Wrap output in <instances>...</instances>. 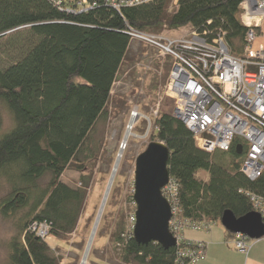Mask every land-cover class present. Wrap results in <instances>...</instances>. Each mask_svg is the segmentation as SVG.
<instances>
[{
    "label": "trees",
    "instance_id": "1",
    "mask_svg": "<svg viewBox=\"0 0 264 264\" xmlns=\"http://www.w3.org/2000/svg\"><path fill=\"white\" fill-rule=\"evenodd\" d=\"M173 1L117 11L106 0L88 2V10L72 0H0V38L20 28H29L37 38L23 57L0 68V104L12 119V127L0 135V182L8 187L0 214H22L8 244L7 264H61L47 240L70 239L85 210L100 153L90 133L108 113L113 83L128 61L127 28L158 34L188 26L210 40L221 35L231 56L245 57V0ZM250 29L259 35L258 28ZM153 128V140L169 151L167 168L176 186L180 223L211 227L225 211L237 218L253 212L249 194L264 197V174L250 181L240 171L237 141L227 151L205 152L171 112L158 113ZM66 171L79 174L75 185L61 180ZM201 172L205 180L199 179ZM33 223L48 226L45 238L29 230ZM225 233L226 239L233 238ZM109 241L121 264L178 262L177 247L137 244L131 224Z\"/></svg>",
    "mask_w": 264,
    "mask_h": 264
},
{
    "label": "built area",
    "instance_id": "2",
    "mask_svg": "<svg viewBox=\"0 0 264 264\" xmlns=\"http://www.w3.org/2000/svg\"><path fill=\"white\" fill-rule=\"evenodd\" d=\"M150 1L153 0H106V4L119 11L123 6ZM76 4L82 10L91 8L86 1ZM241 9V20L249 28L243 58L229 54L221 35L210 40L205 33L192 29L177 39L133 28H127L126 34L130 42L136 40L155 51L160 61L169 60L166 92L174 103L172 115L190 130L196 146L212 153L227 151L237 141L242 150L240 171L248 180L255 181L264 174V49L255 46L256 35L250 28L264 20V0H245ZM161 192L171 208L168 226L176 240L177 264H199L205 259L204 245L186 241L182 233L185 228L210 227L180 223L173 181L169 179ZM249 197L253 212L260 215L264 224V197ZM134 223L133 215L132 230ZM29 230L40 238L48 234V226L42 223L31 224ZM248 240L245 235L234 234V249L247 253Z\"/></svg>",
    "mask_w": 264,
    "mask_h": 264
},
{
    "label": "rangeland",
    "instance_id": "3",
    "mask_svg": "<svg viewBox=\"0 0 264 264\" xmlns=\"http://www.w3.org/2000/svg\"><path fill=\"white\" fill-rule=\"evenodd\" d=\"M189 30L161 31L165 37L179 38L187 35ZM37 38L29 28H20L0 38V68L5 69L14 64L36 43ZM128 61L120 67L111 90L112 104L108 113L103 115L94 125L90 138L94 145L100 146V153L95 162L94 176L89 191L85 210L80 222L70 237L65 241L48 239L49 245L62 258L61 264H82V258L89 242L91 230L101 206L108 182L116 164L119 153L122 157L111 184L109 196L98 223L96 232L86 255V264H121L116 261L111 251L109 237L121 227L127 231L130 219L136 207L133 201L135 160L147 145L156 142L152 138L155 117L160 112H173L174 103L167 95V79L170 69L169 60L160 61L155 51L145 44L132 40L130 42ZM168 61V62H167ZM167 70V72H166ZM140 117L132 126V135L122 148L127 127L132 113ZM12 127V119L8 111L0 104V135ZM79 174L66 171L61 180L68 185H75ZM206 173H199V179L205 180ZM46 179L42 180V184ZM0 200L8 192L7 185L0 182ZM22 214L3 217L0 214V264H7L9 256L8 244L17 233V225ZM213 231L225 232L220 223L212 226ZM206 231L185 228L182 236L186 241L201 243L188 239L199 238ZM248 246L261 248L264 238L249 239ZM233 252V241L227 243ZM236 254V253H234ZM237 255L232 256L236 263Z\"/></svg>",
    "mask_w": 264,
    "mask_h": 264
},
{
    "label": "water",
    "instance_id": "4",
    "mask_svg": "<svg viewBox=\"0 0 264 264\" xmlns=\"http://www.w3.org/2000/svg\"><path fill=\"white\" fill-rule=\"evenodd\" d=\"M72 1L90 2L94 0ZM134 113H136V111ZM124 142L125 140H123V143ZM241 151V146H236V153L238 155L241 154ZM168 159L169 151L164 144L159 142L149 143L145 150L140 153L135 160L133 186V201L136 210L134 213L135 223L132 230V237L139 245H147L153 242L159 244L165 250L174 247L176 244V240L170 233L168 226L171 219V208L161 192L162 188L165 187L169 181V172L167 168ZM111 180L112 175L108 182L107 189ZM98 214L93 224L82 262L87 254L91 239L96 232ZM220 224L224 227L226 232L232 235L242 234L252 240L264 238V224L260 215L256 212H250L237 218L232 212L225 211L221 216Z\"/></svg>",
    "mask_w": 264,
    "mask_h": 264
},
{
    "label": "crops",
    "instance_id": "5",
    "mask_svg": "<svg viewBox=\"0 0 264 264\" xmlns=\"http://www.w3.org/2000/svg\"><path fill=\"white\" fill-rule=\"evenodd\" d=\"M256 28L259 29V35L256 36L254 44L256 47L261 46L264 49V20L259 22ZM183 29L190 30L191 28L186 26L174 31L177 32ZM211 228L212 226L204 229L209 232L199 238L188 239L205 244V259L201 264H264V246L261 248L250 246L247 253L233 252L234 250L230 249L227 244L232 239H226L225 232L213 231ZM234 255H237L236 263L232 258Z\"/></svg>",
    "mask_w": 264,
    "mask_h": 264
},
{
    "label": "bare ground",
    "instance_id": "6",
    "mask_svg": "<svg viewBox=\"0 0 264 264\" xmlns=\"http://www.w3.org/2000/svg\"><path fill=\"white\" fill-rule=\"evenodd\" d=\"M139 117H140V115H139L138 113H132V115H131V121H130L131 123H130V125H128V127H127V131H126V134H125V137H124L125 142H124L123 145H122V148H123V149L125 148V145H126V143H127V140H128L129 137H131V135H132V126H133V124L135 123V121H136ZM121 157H122V151H121V153H119L118 159H117L116 164H115V166H114L113 173H112V180H111V182H110V185H109L108 189L106 190V193L104 194V198H103V201H102V205H101V208H100V212H99V214H98V223H99V221H100V218H101V216H102V213H103L104 207H105V205H106V202H107V199H108V196H109V192H110V188H111V184H112V181H113V179H114V176H115V174H116V172H117L118 164H119V162H120V160H121ZM96 229H97V228H96ZM90 243H91V242H90ZM90 245H91V244H90ZM87 252H88V251H87ZM86 255H87V254H86ZM86 255H85V258H84L82 264H85V261H86V258H87Z\"/></svg>",
    "mask_w": 264,
    "mask_h": 264
}]
</instances>
